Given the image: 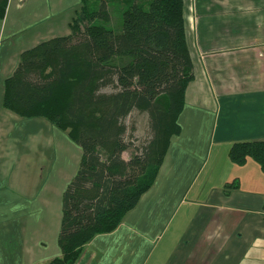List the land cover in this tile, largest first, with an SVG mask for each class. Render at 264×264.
Segmentation results:
<instances>
[{
    "label": "crops",
    "instance_id": "1",
    "mask_svg": "<svg viewBox=\"0 0 264 264\" xmlns=\"http://www.w3.org/2000/svg\"><path fill=\"white\" fill-rule=\"evenodd\" d=\"M79 6L8 0L0 19V264L61 254L62 194L81 150L71 171L55 169L58 129L1 100L20 52L69 34ZM183 18L193 78L179 133L150 188L86 244L79 264H264V172L251 157H229L233 142L264 140V0H183Z\"/></svg>",
    "mask_w": 264,
    "mask_h": 264
},
{
    "label": "trees",
    "instance_id": "2",
    "mask_svg": "<svg viewBox=\"0 0 264 264\" xmlns=\"http://www.w3.org/2000/svg\"><path fill=\"white\" fill-rule=\"evenodd\" d=\"M8 0H0V19ZM118 11L117 30L109 8ZM69 34L23 50L3 81L2 106L42 117L80 148L61 201L49 264H72L95 235L114 230L153 184L170 137L178 134L184 91L193 78L183 0H80ZM146 118V138L125 159L127 118ZM230 159H254L264 172V140L236 141Z\"/></svg>",
    "mask_w": 264,
    "mask_h": 264
},
{
    "label": "rangeland",
    "instance_id": "3",
    "mask_svg": "<svg viewBox=\"0 0 264 264\" xmlns=\"http://www.w3.org/2000/svg\"><path fill=\"white\" fill-rule=\"evenodd\" d=\"M93 1L95 0H88L89 4L92 5H93ZM109 15H110V19H109L110 24L118 30L120 26L118 25L119 17H118L117 9L115 7L114 8L110 7ZM145 123H146V118L144 117V114H140L137 112L130 114V116L127 118L126 120V124L128 125L127 141L130 142L131 146L122 153L123 158L128 159L133 154L134 147L139 146L142 143V141L145 140L146 138ZM57 132L59 134V138H58L59 143H57V146L55 148V156L57 158L55 169L56 167H58V169L61 170L66 169L67 171H71L73 167L76 166L75 159H77L78 157V152H79L78 147L76 143L67 136V130L58 129ZM61 136L62 137L65 136L66 139L62 140L60 138ZM31 139H36V138L31 137ZM71 157H73V160ZM84 247H86V244L83 246V249ZM81 261L82 259L80 256L72 264H79L81 263Z\"/></svg>",
    "mask_w": 264,
    "mask_h": 264
}]
</instances>
